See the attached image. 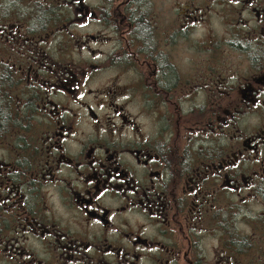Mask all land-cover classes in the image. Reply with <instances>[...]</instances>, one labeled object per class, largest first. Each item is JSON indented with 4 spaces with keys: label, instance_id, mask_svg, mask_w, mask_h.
<instances>
[{
    "label": "flooded vegetation",
    "instance_id": "obj_1",
    "mask_svg": "<svg viewBox=\"0 0 264 264\" xmlns=\"http://www.w3.org/2000/svg\"><path fill=\"white\" fill-rule=\"evenodd\" d=\"M0 264H264V0H0Z\"/></svg>",
    "mask_w": 264,
    "mask_h": 264
},
{
    "label": "rangeland",
    "instance_id": "obj_2",
    "mask_svg": "<svg viewBox=\"0 0 264 264\" xmlns=\"http://www.w3.org/2000/svg\"><path fill=\"white\" fill-rule=\"evenodd\" d=\"M213 20H214V19H213ZM215 27H216V29H218V25H217V23H216Z\"/></svg>",
    "mask_w": 264,
    "mask_h": 264
}]
</instances>
